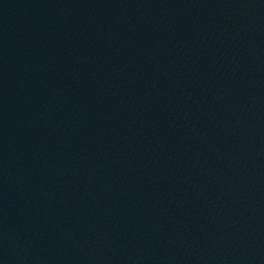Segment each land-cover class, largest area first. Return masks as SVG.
Instances as JSON below:
<instances>
[{
    "label": "water",
    "instance_id": "95a60500",
    "mask_svg": "<svg viewBox=\"0 0 264 264\" xmlns=\"http://www.w3.org/2000/svg\"><path fill=\"white\" fill-rule=\"evenodd\" d=\"M0 264H264V0H0Z\"/></svg>",
    "mask_w": 264,
    "mask_h": 264
}]
</instances>
